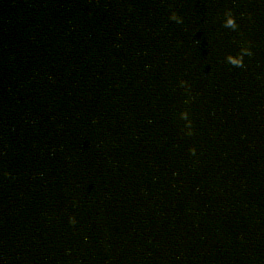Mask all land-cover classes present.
<instances>
[{"label":"clouds","instance_id":"obj_1","mask_svg":"<svg viewBox=\"0 0 264 264\" xmlns=\"http://www.w3.org/2000/svg\"><path fill=\"white\" fill-rule=\"evenodd\" d=\"M191 151H192V152H195V148H192V149H191ZM69 219L71 220V222L75 223V220H74V218H72V217H69Z\"/></svg>","mask_w":264,"mask_h":264}]
</instances>
